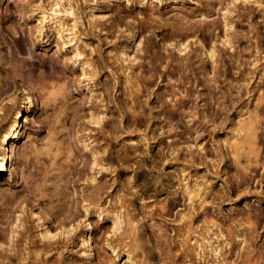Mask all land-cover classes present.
I'll return each mask as SVG.
<instances>
[{
  "label": "rangeland",
  "instance_id": "1",
  "mask_svg": "<svg viewBox=\"0 0 264 264\" xmlns=\"http://www.w3.org/2000/svg\"><path fill=\"white\" fill-rule=\"evenodd\" d=\"M4 166L0 264H263L264 0H0Z\"/></svg>",
  "mask_w": 264,
  "mask_h": 264
},
{
  "label": "bare ground",
  "instance_id": "2",
  "mask_svg": "<svg viewBox=\"0 0 264 264\" xmlns=\"http://www.w3.org/2000/svg\"><path fill=\"white\" fill-rule=\"evenodd\" d=\"M191 92H192V90H191ZM15 126V125H14ZM13 128V127H12ZM13 131V130H12ZM11 131V132H12ZM6 135V134H5ZM7 137V136H6ZM14 143L11 145V155L15 152V148H14ZM13 162V161H12ZM9 166V165H8ZM6 167L7 166H4L3 168H0V173L2 172V171H4L5 169H6ZM2 186V185H1ZM0 186V187H1ZM170 209V208H169ZM194 209V208H193ZM195 211V210H194ZM199 214V213H198ZM201 215V214H200ZM200 215H198V216H200ZM203 215V214H202ZM166 216V215H165ZM193 221V220H192ZM89 229V228H88ZM182 230V229H181ZM90 232V231H89ZM90 235V234H89ZM89 237L90 236H86L82 241H83V244H82V247L84 248V252H83V256L85 257V258H92V249H91V243H90V240L91 239H89ZM256 252H258V251H255V253ZM254 253V254H255ZM259 253V252H258ZM262 253V252H261ZM253 257H254V255H253ZM252 258V257H251ZM258 258V257H257ZM254 259H255V257H254ZM257 260V259H256ZM264 264V263H263Z\"/></svg>",
  "mask_w": 264,
  "mask_h": 264
}]
</instances>
